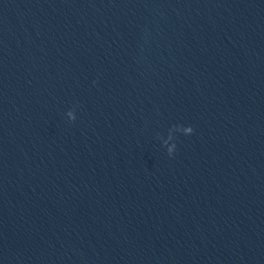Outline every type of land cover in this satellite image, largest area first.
<instances>
[{
	"label": "clouds",
	"instance_id": "clouds-1",
	"mask_svg": "<svg viewBox=\"0 0 264 264\" xmlns=\"http://www.w3.org/2000/svg\"><path fill=\"white\" fill-rule=\"evenodd\" d=\"M93 83L95 84L96 81H93ZM77 107L78 105H74L73 108L66 113L68 121L70 123H75V121L77 120V115H76ZM177 133L183 134L184 136H191L192 134H194V129L190 125L184 126L181 124H176L169 129V134L167 139L158 137L160 139H163V146L167 149V155L169 158H174L177 152V144H176Z\"/></svg>",
	"mask_w": 264,
	"mask_h": 264
}]
</instances>
